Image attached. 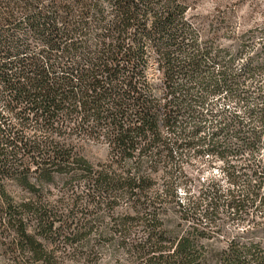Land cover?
<instances>
[{
	"label": "trees",
	"instance_id": "1",
	"mask_svg": "<svg viewBox=\"0 0 264 264\" xmlns=\"http://www.w3.org/2000/svg\"><path fill=\"white\" fill-rule=\"evenodd\" d=\"M187 11L0 0V264H90L104 245L127 264H264V40L236 71L244 49L203 39ZM188 161L210 163L194 177ZM227 224L237 235L208 251L204 230Z\"/></svg>",
	"mask_w": 264,
	"mask_h": 264
},
{
	"label": "rangeland",
	"instance_id": "2",
	"mask_svg": "<svg viewBox=\"0 0 264 264\" xmlns=\"http://www.w3.org/2000/svg\"><path fill=\"white\" fill-rule=\"evenodd\" d=\"M188 9L187 17L191 23L199 31L203 39H211L215 46L229 49L235 52L240 47L244 49V55L236 61L235 70H239L249 55L256 53L259 49V44L264 40V0H179ZM259 81L264 80V74L258 77ZM81 153L89 160L90 163L98 165L101 163H108V150L102 144L93 145L87 144L82 146ZM183 163H191L188 165V170L191 175L196 177L193 171L192 163H210L199 161H188ZM220 163V162H216ZM214 174L218 173L217 170L213 171ZM210 171L200 175L202 178L209 177ZM31 181L37 180L36 174H31ZM58 189H50L49 197L55 199L58 197ZM85 204V200L80 201ZM164 204H169V200H163ZM168 219L179 221V215L175 212L167 213ZM82 217L81 214L78 215ZM101 223H94V227L104 228L111 226L112 217L108 214L101 215ZM95 216H91L90 221H94ZM97 221V220H96ZM95 221V222H96ZM188 228L187 224H182L181 227L175 229L176 232H182ZM207 233V239H203L202 243L205 244L207 250L209 249H222L227 245V240L237 235V231L231 224H227L224 231L220 235L214 236L213 230H204ZM225 235V236H224ZM229 235V236H228ZM226 237V238H224ZM264 234L259 236L262 239ZM92 238H95L92 236ZM93 240L91 244H95ZM94 261L90 264H127L126 257L118 255L113 256L114 249L109 245H104L97 251ZM85 262H77L76 260H69L67 264H84Z\"/></svg>",
	"mask_w": 264,
	"mask_h": 264
}]
</instances>
